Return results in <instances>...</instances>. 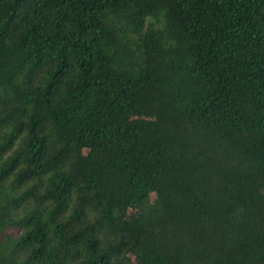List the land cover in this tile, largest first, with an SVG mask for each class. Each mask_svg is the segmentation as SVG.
Masks as SVG:
<instances>
[{"label": "trees", "instance_id": "obj_1", "mask_svg": "<svg viewBox=\"0 0 264 264\" xmlns=\"http://www.w3.org/2000/svg\"><path fill=\"white\" fill-rule=\"evenodd\" d=\"M0 264H264V0H0Z\"/></svg>", "mask_w": 264, "mask_h": 264}, {"label": "rangeland", "instance_id": "obj_2", "mask_svg": "<svg viewBox=\"0 0 264 264\" xmlns=\"http://www.w3.org/2000/svg\"><path fill=\"white\" fill-rule=\"evenodd\" d=\"M142 117L146 119H152L153 118V108L151 103H144L143 111H142Z\"/></svg>", "mask_w": 264, "mask_h": 264}]
</instances>
